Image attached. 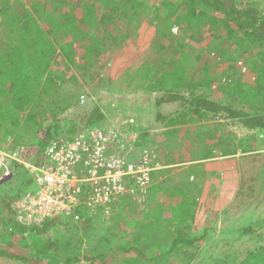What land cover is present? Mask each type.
I'll return each mask as SVG.
<instances>
[{
  "label": "trees",
  "instance_id": "obj_1",
  "mask_svg": "<svg viewBox=\"0 0 264 264\" xmlns=\"http://www.w3.org/2000/svg\"><path fill=\"white\" fill-rule=\"evenodd\" d=\"M8 1L0 0V127L3 125V131L8 132L7 136L20 146L17 151L22 155L21 157L27 159L30 153L31 156L37 155L35 160H38L45 146L57 137L60 128L56 112L47 116L52 124L44 126L39 118V123L35 122V127L32 126L38 116L42 117L45 114L42 112L43 109H38V100L42 93L52 90L49 85L54 84L55 79L63 83L67 75L73 78L70 66H75V61L84 54H92L97 51L96 48L99 50V44L103 41L101 37L112 24L120 25L125 19L127 26H130L137 19L138 22L144 17L146 19L150 11L146 12L147 16L140 15L141 12L135 9L142 5L135 0L128 2L76 0L75 7L78 13L74 14V11H70L66 16L59 13L58 19L52 21L51 16L43 18L39 13L34 15V6H38L39 12L43 14L39 3L32 4L30 9L28 7L25 9L17 2L13 6L8 5ZM68 2L70 1L64 3ZM153 2L159 3L155 8V14L152 12L151 15L156 23L153 21L151 24L154 27L164 24L163 28L158 29L160 41L190 39L205 44V40L197 36L192 27L203 23L205 28L211 31L209 37L211 39L206 43L208 48L200 51L202 56L198 52L191 54L190 64L186 68L184 64L176 62L171 69H168L166 61L161 62L164 70H161L159 78L155 81V87L151 90L155 95L145 98L146 102H150L153 122L163 123L164 129L167 126H179L177 130L192 128L195 132L194 129L200 127L196 125L199 121H205L213 115L230 126L247 131V135L264 132V12L253 2L246 3L239 0H179L180 4L177 3L178 0H153ZM61 3L60 5L64 6ZM53 4L60 8L59 2ZM103 8L107 12H103ZM57 21L58 26H53L52 23ZM54 27L53 34L46 35L48 29ZM173 27L179 30L178 36L174 37L171 34L170 30ZM125 36L126 34L123 35L121 32L113 36V33L108 31L106 37L121 41ZM57 62H60L61 66L58 68L54 66V69H58L54 74L51 66ZM240 63L246 64L249 70L255 72V81L243 82L236 76L237 74L235 77L228 75V65L239 69ZM137 66L139 65L135 62L131 68ZM219 66L223 69V73L220 77H216ZM149 73L148 70L146 74ZM149 93L152 94L147 91L146 95ZM77 117L83 127L100 125L99 123L106 118L96 103H92L83 112L75 114V117L65 118L63 121L73 123L72 127H74ZM202 117L204 118L201 119ZM135 119L138 121V118ZM21 126L28 128V137L34 131L35 139L31 142L25 140L23 138L25 135L19 132ZM236 134L232 136L238 138ZM139 135L141 134L136 133L134 143L138 146ZM249 137L254 139L253 136ZM253 139H238L234 143L235 149L232 155L235 157L239 152L240 159L253 155L246 147L247 142L250 143ZM254 180L252 177L248 179L249 189L246 195L254 193L252 189L255 188L252 186ZM185 181L177 182L167 192L162 193L165 199L163 203L146 205L143 221L142 218L139 219L134 226L133 241L118 247L120 256H123L119 260L121 264L148 262L163 264L165 257L179 253V246H192L196 242H203L202 240L207 237L209 231L207 228L195 227L197 201L193 196L183 198V193L193 186ZM257 182L259 188H264V176ZM239 184L244 185L243 180ZM18 196L14 194L10 198L0 199V234H2L0 262L4 263L5 259H9L8 261L13 262L36 263L42 259L41 256H52L47 250L48 247L27 246L24 243L28 237H33V234L47 231L48 227L54 226L58 220L48 219L41 224L30 226L18 223L10 208V203ZM259 223L261 225L259 228L254 227V221L240 225L234 233V239L252 234L258 235L261 239L264 219ZM28 249L34 250L30 258L24 253ZM100 252L95 256L86 255L84 257L86 263L91 264L96 258L113 264V259L117 258L110 251ZM229 257L224 254L222 258H213V262L264 264V243L251 250H244L233 259ZM52 259L53 257L45 259V262L54 264ZM64 259L66 261L61 264L81 263L77 256Z\"/></svg>",
  "mask_w": 264,
  "mask_h": 264
},
{
  "label": "rangeland",
  "instance_id": "obj_2",
  "mask_svg": "<svg viewBox=\"0 0 264 264\" xmlns=\"http://www.w3.org/2000/svg\"><path fill=\"white\" fill-rule=\"evenodd\" d=\"M66 1L70 2L64 3ZM116 1L128 2V0ZM135 1L142 5L135 9L141 12L140 15L146 14L148 11H150V15L139 22L138 19L135 20L136 22L130 26H127L126 20L123 19V23L120 25L112 24L110 29L107 28L104 32L105 35L101 37L103 41L99 44L100 49L96 48L97 55L93 52L81 56L75 61V66H70L73 78L67 75L63 83L59 79H55L54 84L49 85L52 90L42 93L38 100V109H43L42 112L45 114L42 117L38 116L32 126L35 127L36 123H39V118L44 126L52 124L47 116L56 112V118L60 125L59 133L56 136L72 139L87 127L80 124L78 117L74 127H72L73 123H65L63 120L75 117V114L83 112L92 103H96L106 117L99 123L100 125H96L97 127L118 128L125 134H131L134 130V133L141 134L138 136L140 145L133 144L135 149H132L131 154L126 157V161H133L134 157L139 154L138 150L152 151L150 153L152 171L147 188L146 203L139 205L138 197L125 196L120 197L116 204L110 201L108 206H101L90 217L86 213L87 210H80L81 220L78 222L70 219H57L54 226L48 227V230L43 231L42 234H33L34 236L28 237L24 243L27 246L48 247L47 250L52 256H41L42 259L36 263L13 262L5 259V262H0V264H47L45 259L51 257H53L54 264H61L64 262V258L72 256L79 257L80 264H89L86 263L84 257L86 255L95 256L101 253L100 251H110L114 256H117L113 259V264H121L119 260L123 256H120L118 247L133 241L134 226L137 225L139 219L142 218L143 221L146 205L149 206L150 203L156 202L163 203L165 199L162 193L167 192L177 182L185 180L193 186L189 191L183 193V198L193 196L197 201L195 227L207 228L208 235L202 240L203 242H196L188 247L179 246V253L165 257L163 264H215L213 258H222L224 254H227L230 259H233L242 254L244 250H251L264 243V229L261 231L263 234L261 239L255 234L234 239V233L240 225L254 221V227L259 228L261 227L259 222L264 219V188H259V182H257L264 176V132L247 135V131L230 126L220 118L211 115L210 118L202 121V124H197L200 127L195 128V132L192 131V128L190 130L178 128L179 130H174L172 133L171 129L174 126H167L165 128L168 129H164L162 128L163 123L153 122L150 102L145 101L146 96L155 95L151 90L154 89L155 81L159 78L161 70H164L161 62L166 61L168 69H171L176 62L184 64L186 68L190 64L191 54L198 52L202 56L200 51L208 48L206 43H209L211 39L209 38L210 29L205 28L203 23L192 27L197 36L205 40V44L190 39L180 41L174 39L173 42H169V39L160 41L158 29L163 28L164 24L158 27L151 24L153 21L156 23L151 15L155 14V8L159 2H153V0ZM239 1L253 2L264 12V0ZM16 2L25 9L26 7L30 9L32 4L39 3L43 14L39 12L38 6H34V15L39 13L43 18L51 16L52 21L58 19L59 13L66 16L70 11H74V14L77 12L76 0H9L8 5L13 6ZM58 2L60 8L53 4ZM60 2L64 6H61ZM177 3L180 4L179 0ZM102 11L107 12L104 8ZM57 23L58 21L52 24L56 27ZM59 24L61 26V23ZM55 27L48 29L46 35L51 36ZM116 28L117 31H115ZM108 31L113 33V36H116L118 32L126 34V36L121 41L117 38L111 39L106 37ZM170 32L175 37L178 36L179 30L173 27ZM222 33H224L223 30ZM135 62L139 66L133 69L131 67ZM54 66L56 68L61 66L60 62L53 63L51 66L54 70L53 73L58 72ZM220 67L217 69L216 77H220L223 73V69ZM243 67L245 70L247 69L246 72L243 71ZM148 70L150 73L146 74ZM228 70V75L231 74L232 77H235L237 74L236 76L240 77L243 82L255 81V72L249 70L246 64L240 63L239 69L228 65ZM147 91L152 94L146 95ZM135 117L138 118V121ZM157 127L163 131L156 133ZM19 132L25 135L23 137L25 140H30V142L36 137L34 131L28 137L29 131L26 126H21ZM142 133L144 134L142 135ZM235 133L238 138L232 136ZM7 135L8 132H4L3 125H1L0 147L12 151L18 144L7 140L9 137ZM249 136H253L254 139ZM243 138L244 140L253 139L250 143L246 141L248 143L246 147L252 151L250 153L253 155L240 159V153L238 152L234 157L232 151L235 149L234 143L238 139L243 140ZM187 150L191 152L187 154ZM36 158L37 155H30V162L33 163ZM191 160H194L192 163L195 164L193 165L194 169L189 168L191 165L183 166V164H189L187 161ZM251 177L255 179L253 185L250 183L255 187H252L254 193L246 195L249 189L247 181ZM22 180L23 176L19 172L14 173V178L1 187L3 192L0 191V199L2 197L10 198L17 194L21 189L20 181ZM241 180L244 182L242 186L239 184ZM128 185L131 186V181L128 182ZM35 242L38 243L35 244ZM33 251L28 249L24 253H27L30 258ZM132 256L134 257V255ZM75 264L77 263L75 262ZM91 264L108 263L95 258ZM147 264L154 263L148 262Z\"/></svg>",
  "mask_w": 264,
  "mask_h": 264
},
{
  "label": "built area",
  "instance_id": "obj_3",
  "mask_svg": "<svg viewBox=\"0 0 264 264\" xmlns=\"http://www.w3.org/2000/svg\"><path fill=\"white\" fill-rule=\"evenodd\" d=\"M135 140L134 132L87 127L72 139L53 138L33 163L0 147V183L14 177L13 163H21L28 172V184L31 181L30 191L10 203L16 221L24 226L60 218L77 222L80 210H87L90 217L101 206L110 201L116 204L125 196L138 197V204L143 205L152 151L139 150L133 161H126L135 149Z\"/></svg>",
  "mask_w": 264,
  "mask_h": 264
},
{
  "label": "crops",
  "instance_id": "obj_4",
  "mask_svg": "<svg viewBox=\"0 0 264 264\" xmlns=\"http://www.w3.org/2000/svg\"><path fill=\"white\" fill-rule=\"evenodd\" d=\"M202 124L200 121L197 123V124ZM196 124V125H197ZM177 127H179V126H174V129L172 128L171 129V132L172 133H174L173 131L175 130V131H177ZM197 127H198V125H197ZM171 128V127H170ZM199 128V127H198ZM159 127H157V130H156V133H160V131H163L162 129H160ZM165 129H168V128H165ZM188 130H190V129H188ZM163 133V132H162ZM168 133V132H167ZM190 135V134H189ZM12 138H10V137H8L7 138V140H11ZM2 148V147H1ZM20 148V146H16L12 151H15V152H17L18 153V155H19V158L22 160V161H24V162H27V163H29L30 162V153L28 154V156H27V159H24L23 157H21L22 155H20L19 154V152L17 151V149H19ZM6 150H8V149H6ZM190 150V149H189ZM189 150H187V154H189L191 151L193 152V149L191 150V151H189ZM139 151V150H138ZM33 161V160H32ZM35 161V160H34ZM187 163H189V164H183V166H189V165H191L189 168H192V169H194V166L193 165H195V164H192V163H194V160H191V161H187ZM197 164H200V162H197ZM197 166H199V165H197ZM17 169H19V170H21V171H17ZM12 170H13V172L16 174L17 172H19L22 176H23V180L22 181H20V191L17 193V195H19L18 197H20L22 194H24L25 192H28V191H30V189H29V187H28V181H27V174H28V172H27V170H26V168L21 164V163H13V167H12ZM14 178V177H13ZM12 178V179H13ZM12 179H10V180H12ZM9 181V180H8ZM8 181H5V182H2V183H0V191H2L1 190V187L4 185V184H6ZM18 187V186H17ZM3 192V191H2ZM3 198V197H2Z\"/></svg>",
  "mask_w": 264,
  "mask_h": 264
}]
</instances>
